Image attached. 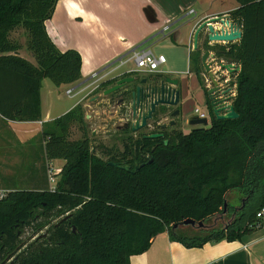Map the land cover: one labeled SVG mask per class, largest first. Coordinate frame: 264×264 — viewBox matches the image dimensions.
<instances>
[{
    "label": "trees",
    "instance_id": "16d2710c",
    "mask_svg": "<svg viewBox=\"0 0 264 264\" xmlns=\"http://www.w3.org/2000/svg\"><path fill=\"white\" fill-rule=\"evenodd\" d=\"M55 1L0 0V116L5 119L40 118L43 77L60 85L80 76L79 52L59 49L45 30ZM235 1L227 18L240 37L212 48L216 57L234 61L229 72L234 86L226 97L237 116L216 118L207 105V124L185 132L158 125V130L127 133L120 148L102 146V158L83 134L68 137L69 125L83 122L81 104L75 103L42 131L44 158L63 159L54 188L7 189L0 196V260L11 253V264H129L128 256L145 250L160 231L184 246H200L239 239L256 227L254 212L264 203V0ZM19 28L35 63L16 53L21 44L11 34ZM199 53L194 49L190 55L198 75ZM118 93L124 111L129 95ZM161 111L164 106L152 117ZM128 129L130 124L122 127ZM153 131L161 135L143 136ZM133 154H143L134 172L108 163H130ZM228 193L237 195V206L227 201ZM218 211L234 215L221 226L201 223ZM25 228L30 232L21 238Z\"/></svg>",
    "mask_w": 264,
    "mask_h": 264
},
{
    "label": "crops",
    "instance_id": "0c3cea01",
    "mask_svg": "<svg viewBox=\"0 0 264 264\" xmlns=\"http://www.w3.org/2000/svg\"><path fill=\"white\" fill-rule=\"evenodd\" d=\"M236 5L235 0H56L50 16L44 20L45 30L59 49L73 47L79 52L80 76L74 81L62 83L66 85L64 99L60 97L58 91L61 84L54 85L47 77L41 79L38 92L39 119L13 120L0 116V188L5 190L22 188L14 185L13 181L7 182L8 180L3 175L5 172H13L15 167L20 166L17 164L22 163L13 160V158L18 160V151L15 150V146L24 147L26 145L28 153L38 149V153L43 156L42 131L52 127L50 121L75 103H80L87 92L91 91L98 82L130 75L129 73L134 72L129 70L133 66L132 63L131 66H126V63L131 62L128 56L134 48L145 47L154 52H166V61L160 64V70L145 72L146 75L164 73L178 78L180 98L176 106L179 108L177 114L179 120L182 117L184 121L187 120L180 104L181 97H184L188 89L194 98L192 114L197 115V112L193 110L195 107L198 112L205 110L207 114L205 113L204 117H206L207 124L209 113L205 105L204 88L210 86V82L203 75L205 72L200 56L207 49L209 56L206 60L214 63L212 66L216 69L217 60L227 61L216 57L212 47L234 40L207 43L202 35H198L196 47L193 48L192 32L203 19L215 15L228 17L227 12ZM194 49L200 52L202 82L190 62V55ZM16 53L31 63H35L25 44H22ZM124 55L126 56L123 57ZM119 59L127 60L119 64ZM178 70L184 75H177ZM189 77H192L191 87H188ZM68 88L70 91L67 93ZM184 99L186 100L187 97ZM200 105L204 108L201 109ZM169 107L174 108V106ZM166 118L167 116H162L161 119ZM179 123L181 128L183 123L180 121ZM186 123L189 124V129L199 125L189 123V119ZM47 162H51L57 169L62 165L63 159H45L44 164L41 165L42 175L40 177L32 173V169L34 172L36 168L35 160L31 164H26L27 170L17 176V180L21 177L26 180L27 185L23 188L41 189L47 186L44 170ZM128 263L264 264V224L241 234L239 239L208 240L200 246H184L177 240L169 239L166 231H160L151 238L145 250L130 254Z\"/></svg>",
    "mask_w": 264,
    "mask_h": 264
},
{
    "label": "rangeland",
    "instance_id": "374dc122",
    "mask_svg": "<svg viewBox=\"0 0 264 264\" xmlns=\"http://www.w3.org/2000/svg\"><path fill=\"white\" fill-rule=\"evenodd\" d=\"M11 35H13L14 37H16L18 39V41L20 42V44H25V40H26V34L23 31V29L19 28L17 30H15ZM153 51V50H152ZM214 51V50H213ZM154 52V51H153ZM154 53H159V52H154ZM165 57V61H166V52L162 53ZM126 55H124L123 57H125ZM219 58L224 59L225 61H229L227 59V57L225 55H220ZM178 62V61H177ZM234 63V61H232ZM165 63V62H164ZM131 62L126 63V66H131ZM161 67V66H160ZM159 67V70H160ZM180 69H183V67H180ZM221 72V71H220ZM138 76H145L147 73L145 72H137ZM176 73H178L177 75L181 76L184 75L183 72H180V70H178ZM204 77H205V73H203ZM203 75L199 74V78L200 81L203 80ZM231 77L229 76V79L227 80V82H231L230 81ZM191 80L192 77H189V82H188V87H191ZM66 85H62L58 88V91L60 93V97H62L64 99L65 97V93H64V89H65ZM44 90V89H43ZM96 99H91V98H95ZM184 97H187V99L185 100ZM184 97H181V109L182 112H185V119H190L192 116H194L192 113V106H193V102H194V98L193 95L188 91H186V94L184 95ZM116 96L114 93H108V94H102V88L101 87H96L94 90H91L89 92H87V94L82 98V100L80 101L81 104V110L83 113V122L82 125L79 126V123L77 122H72L69 127H68V137L69 138H79L82 134L83 136L86 138V142L88 143V145L90 143L94 144L95 148H96V153L99 154L102 158H105L106 155H104L103 153H101L100 151L103 149L104 146L106 147H110V146H114L117 148H120V138L125 136V134H132V135H136L138 132H147L150 131L152 129H156L158 128V125L160 123H164L167 129L171 128V127H176L179 128L181 131L185 132L189 129V124L186 123V121H184V117H182V119L179 120L178 115H174V116H170L168 111L170 110L171 107H165L164 106V111L161 112H157L155 114V117H151L147 122L148 125H145L137 130H129L127 132H123L122 127L125 125H129L131 122V118L130 115L128 113V105H125V110L121 111L120 108L118 107V105L116 104ZM187 105V107H186ZM185 109H184V108ZM200 108L203 109L204 106L200 105ZM206 108V107H205ZM207 109V108H206ZM204 113H206V111H203ZM207 114V113H206ZM162 116H167L166 119H161ZM169 118H173L174 119V123L173 125L168 126L167 121L169 120ZM208 117V115H207ZM162 120V121H161ZM179 121L183 124H181V128H180V123ZM184 121V122H183ZM209 122V121H208ZM205 125V124H204ZM30 142V141H29ZM33 143V141H32ZM26 145H24V147H20V146H15L16 147V151H18V160H15L13 158L14 161H18V163L21 161V164H17L20 165L18 167H15L13 169V172L10 171L9 173L3 174L5 179L8 180L7 182H11L14 185H17V187H26V183H25V179L24 178H20L17 180V176L23 174L24 171L27 170L26 164H31V162L33 160H35L36 163V168H34V172L32 169V173H34V175L36 177H40L42 175V166L44 164V160L45 158H43V156H41L42 154L38 153V149L34 150L32 153H28L27 149L25 147ZM93 146V148H94ZM103 146V147H102ZM37 152V153H36ZM34 154V155H32ZM40 158V161H39ZM1 162V159H0ZM47 166L51 167L52 170L55 169V167L53 166V164L51 162H47L46 163ZM22 171V172H21ZM52 175L54 177V181L53 182H49V180H47V186H51V185H55V181L58 178V174L54 173V171H52ZM46 174V171H45ZM47 178V175H46ZM5 182V181H4ZM1 184V183H0ZM12 185V184H11ZM0 192H5L4 188H0ZM236 194L232 193V195H230V193H228L226 195L227 197V201L230 202L231 204H234V206L238 205V200L236 199ZM234 215V211L231 212H222V211H218L215 214L207 217L206 219H204L201 223L207 227H212V226H221L223 224H225L226 222H228ZM30 229L29 228H25L22 232L21 238H24L25 235L29 234Z\"/></svg>",
    "mask_w": 264,
    "mask_h": 264
},
{
    "label": "water",
    "instance_id": "95a60500",
    "mask_svg": "<svg viewBox=\"0 0 264 264\" xmlns=\"http://www.w3.org/2000/svg\"><path fill=\"white\" fill-rule=\"evenodd\" d=\"M240 34L239 27L227 17L220 15L211 16L203 19L194 27L192 32V47H196L198 35H202L207 43H211L237 40ZM208 56L209 51L207 49L200 56L205 76L210 81V86L205 89V104L210 107L211 112L216 118L236 117L237 113L234 111L231 103L227 102V97L223 95L224 91L219 89L218 79L211 69V64L206 60ZM215 64L217 68L232 69L230 62L217 61ZM178 84V78L164 73L139 79H136L133 75H125L116 78L111 85L102 89V94L105 95L120 89V91H124L129 95L128 113L131 118L130 129L134 131L147 124L158 104H163L165 107L174 106L168 113L170 116L178 114L179 108L176 106L180 98V87ZM173 122L174 119L170 118L166 124L171 125ZM189 123L204 125L206 124V117L194 115L189 119ZM164 125V123L159 124L160 127ZM158 135H161V132L153 131L143 134V136L149 137ZM163 142L165 143L166 139H163ZM108 163L123 169H129L131 172H134L138 168L137 164L129 168L128 164H118L114 161H109ZM186 221L190 220L186 219Z\"/></svg>",
    "mask_w": 264,
    "mask_h": 264
},
{
    "label": "built area",
    "instance_id": "2783aa9c",
    "mask_svg": "<svg viewBox=\"0 0 264 264\" xmlns=\"http://www.w3.org/2000/svg\"><path fill=\"white\" fill-rule=\"evenodd\" d=\"M128 59L133 64V66L129 70H132L134 72H156V71H159L160 64L165 61V57L162 53H154L151 49L145 48V47L132 49L130 51ZM125 60H127V59H119V64L123 63ZM230 63H231V67H232L231 70H233L235 67V64L233 62H230ZM210 64H211V69L214 71V74H215L216 78L218 79L219 89L224 91L223 95L226 96V95L232 94V90H233L234 85L231 82H227V80L229 79V72L231 70H227L225 68H217V66H216V69H214L212 66L213 64L211 62H210ZM69 91H70L69 88L66 89L67 93ZM227 102H229V101L227 100ZM193 110L195 112H197V115L199 117L205 116V113L203 111L198 112L196 107ZM58 170H59V168H57V169L55 168L54 170H52L51 167L46 166V175H47V180H49V182L54 181L52 171H54V173H56V172H58ZM48 188L52 190L54 188V186L51 185ZM2 194H3V192H0V196ZM254 217L256 219L255 226H257L259 222L264 223V203L259 205L256 208V210L254 212Z\"/></svg>",
    "mask_w": 264,
    "mask_h": 264
},
{
    "label": "flooded vegetation",
    "instance_id": "af4514ba",
    "mask_svg": "<svg viewBox=\"0 0 264 264\" xmlns=\"http://www.w3.org/2000/svg\"><path fill=\"white\" fill-rule=\"evenodd\" d=\"M130 75H133L136 79H139V78H142V77H150L149 75H145V76H138L137 74V72H132V73H129ZM98 85H99V82L91 89V90H94L96 87H98ZM120 89H118L117 91H116V104L118 105L119 104V102L120 101H122V95H121V93H118V91H119ZM121 97V100L119 101V98ZM91 99H96V97L95 98H91ZM129 101H130V97H129ZM206 105V104H205ZM160 106H165V105H163V104H158L156 107H155V109L156 108H158V107H160ZM207 107V106H206ZM158 129H160L159 127L158 128H156V130H158ZM90 145V148H91V150L92 151H94V152H96V148H95V146H94V144H92V143H90L89 144ZM93 146H94V148H93ZM142 155L143 154H139L138 156H137V158H136V156L133 154V156H132V161L130 162V163H126V164H128L129 166L130 165H132V167L135 165V164H137V165H139V162L141 161V159H142ZM21 243V242H20ZM11 260H12V255H11V253H9V254H7L5 257H3L1 260H0V263L1 264H11Z\"/></svg>",
    "mask_w": 264,
    "mask_h": 264
}]
</instances>
